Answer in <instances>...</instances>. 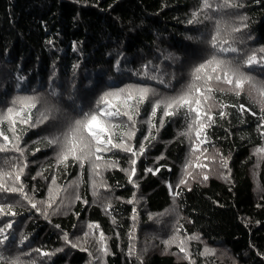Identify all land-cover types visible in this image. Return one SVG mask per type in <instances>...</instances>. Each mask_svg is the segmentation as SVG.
I'll return each mask as SVG.
<instances>
[{
	"label": "trees",
	"instance_id": "16d2710c",
	"mask_svg": "<svg viewBox=\"0 0 264 264\" xmlns=\"http://www.w3.org/2000/svg\"><path fill=\"white\" fill-rule=\"evenodd\" d=\"M239 3L242 8L225 9L216 15L237 26L238 17H247V28L239 37L246 43L240 47L264 46V0H239ZM199 4L200 0H0V107H4L5 98L10 100L17 94V74L27 77L22 85L24 91L19 93L23 95L31 94V88L45 93L49 78L55 72V84L64 99L75 84L77 94L83 97L78 102L86 106L85 110L108 83L119 87L128 83H146L160 93L171 94L157 81L129 76L127 70L138 69L148 60L161 64L160 52L184 57V49L188 46L206 50V44L186 39L203 33L207 40L212 30L211 23L204 26L187 23ZM249 36L254 39L248 40ZM121 56L124 57L121 68L125 70V78L122 82H110L108 77L115 75V61ZM73 65L78 67L74 69ZM163 68L169 73H184L179 82H173L175 88L186 81L188 64L172 67L165 62ZM252 75L264 79L258 73ZM93 85L99 86L85 91ZM223 100L228 104H244L246 111L241 116L238 110L229 108L230 115L223 120L217 114L214 117L216 123L207 130L211 143L202 147H207L209 153L214 148L219 149L225 157H230V173L222 170L218 163H212L209 179L204 183L191 182V191L181 186V196L174 202L168 184L173 186V192L176 191L189 148L187 141L177 139L183 119L166 118L158 135L153 133L156 140L137 159L133 180L139 185L138 189L121 171L129 168L130 154L114 150V153L106 154V158L117 160L119 167L105 172L111 188L100 189L95 202L85 166L84 184L80 187L82 199L75 201L70 208H64L56 215L50 214L45 219L40 212L29 211L30 205L17 206L15 210L22 216L16 217L17 223L10 230L15 232L16 243L6 245L4 254L27 253L22 259L35 260L37 264H97L95 257L100 256L97 239L103 231L109 254L102 258L100 264H139L137 254L143 264H188L176 245L166 249L162 243L173 234V225L179 216L183 217L179 221L182 236H200V240L189 242L196 264H264V155L254 153L255 148L264 145V136L257 128L259 108L246 96L236 98L228 95ZM150 110V106L145 105L137 118L139 130L133 140L136 148L147 135V125L143 122L148 119ZM253 112L257 116H253ZM161 115L162 112L158 111L157 127ZM52 131L41 125L30 129L27 134L22 133L23 143L29 146V167L22 181L29 190L33 186L38 190L37 200L46 199L52 176H56L59 185H64L80 173L76 165L67 170L61 167L59 171L55 167L49 168L55 164L54 150L43 142H33ZM36 148L40 151H35ZM4 155L0 153V158ZM158 157L163 159L158 160ZM201 163L209 162L202 160ZM147 168L154 172L159 168V171L153 175L145 171ZM42 169H48L44 172L48 179L37 177L33 180L32 177ZM195 171L199 175V169ZM222 173L229 175L230 179H224ZM133 193L138 203L127 202L133 198ZM17 198V194H10L8 202L14 203ZM83 200L88 203H83ZM108 200L112 204L111 211L104 208ZM133 208L137 212L135 226ZM172 208L175 211L160 217V222L149 219V214L163 213L165 209ZM90 222L98 223L99 228L92 230L94 235L86 243L82 239L78 241L77 238H83L84 232L88 231ZM20 233L29 237L24 244H19ZM64 233H68L69 239L80 246L73 248L66 243ZM150 235L156 237L154 241ZM130 244L137 254H128ZM146 245L147 252L144 250ZM206 246L214 249V253H205ZM4 247L0 246V249ZM84 247L92 256H89V251L82 250ZM33 249L54 255L44 257Z\"/></svg>",
	"mask_w": 264,
	"mask_h": 264
},
{
	"label": "snow or ice",
	"instance_id": "6c2138e0",
	"mask_svg": "<svg viewBox=\"0 0 264 264\" xmlns=\"http://www.w3.org/2000/svg\"><path fill=\"white\" fill-rule=\"evenodd\" d=\"M242 7L239 0H200L199 6L191 13V19L187 23L201 26L211 23L212 30L207 40L203 33L197 37L187 36L186 39L194 43L206 44V50L188 46L184 49V57L171 52H160L161 64L157 65L148 60L138 69L127 70L129 76L142 77L145 81H157L169 89L171 94L160 93L146 83H128L123 87L108 83L85 110L86 106L78 102L83 97L77 94L75 84L71 86V92L66 100L64 99L63 93L55 84V72L49 78L45 93L31 88V94L23 95L19 93L24 91L22 85L27 81V77L16 75L17 94L12 95L10 100L5 98L4 107H0V138H2L0 153L5 154L3 158H0V224H2L0 246H5L0 249V264H37L35 260L22 259V256L28 255L27 253L4 254L7 251L6 245L16 243L15 232L10 231L17 223L16 217L22 216L15 210L16 207L30 205L29 211L34 209L45 219H48L50 214L56 215L64 208H70L75 201L82 199L80 187L84 184L85 166H87L88 182L94 197L93 202H95L100 196V189L111 188L105 178V172L119 167V162L106 158V154H112L114 150L130 154L129 168H122L121 171L127 174L128 181L138 189L139 185L133 180L136 175L137 159L144 155L147 148L156 140L157 137L153 133L158 135L160 129L164 127L166 118L183 119L184 123L177 133V139L181 142L187 141L189 148L181 168V178L175 186L176 191L173 192V186L168 184L174 202L181 196V186L191 191V182L204 183L209 179L212 163H218L222 170L230 173L228 167L230 157H225L219 149L214 148V145L212 153H209L207 147H202L211 143L207 130L216 123L214 117L217 114L223 120L230 115L227 111L229 108L238 110L241 116L246 111L244 104H228L224 102L223 97L246 96L251 104L257 106L259 108L257 128L261 130L260 135L264 136V79H258L257 76L252 75L255 72L264 76V46L252 49L240 47L246 43L239 37L242 30L247 28L245 22L247 17H238L239 25L237 26L229 24L222 16L216 15L225 9L238 10ZM247 39L254 38L249 36ZM122 59H124L123 56L115 61V75L109 76L108 81L122 82L125 78V70L121 68ZM165 62L170 63L172 67L189 65L187 79L178 89L174 87L173 82H179L184 77V73L166 72L163 68ZM77 67L78 65H73L74 69ZM98 86L93 85L85 91L94 90ZM7 95L5 93V97ZM65 103L67 107L64 106ZM145 105L150 106L151 109L148 119L143 122L147 125L148 132L136 148L133 140L139 130L137 118ZM158 111L162 112V115L159 117L157 127ZM252 115L257 116V113L253 112ZM41 125L54 130L49 135L41 137L39 141L33 142H43L45 146L54 150L55 164L49 165V168L55 167L59 171L61 167L67 170L70 166L76 165L80 168V173L64 185H59L56 176H52L51 184L47 186L46 199L37 200L38 190L34 186L29 190L22 181L29 167L27 158L29 146L23 143L22 133L27 134L30 129L39 128ZM35 151L40 149L36 148ZM254 153L258 156L264 155V145L255 148ZM32 154L35 155V152ZM157 159H163V157ZM202 160L209 163H201ZM195 169H199V175ZM47 170L42 169L32 179L36 180L37 177L48 179L44 177V172ZM145 171L155 175L159 168L155 172L152 168H147ZM222 175L224 179H230L229 175L223 173ZM10 194L18 195L14 203L8 202ZM127 202L138 203L136 194L133 193V198ZM83 203L87 204L88 201L83 200ZM104 208L106 211H111L110 200L106 201ZM174 211L175 209L172 208L165 209L163 213L149 214V219L160 222V217L170 215ZM132 219L135 226L137 219L135 208H133ZM181 219L183 217L178 216L173 225V234L162 243L166 249L176 245L179 253L184 254L183 258L188 261V264H196L189 250V242L200 240V236L199 234L182 236L180 234L182 225L179 223ZM55 227L59 228L60 225ZM98 228V223H88V231L84 232L83 238H77V240L82 239L86 243L87 239L94 235L92 230ZM28 239V235L20 233L19 244H24ZM63 239L73 248L80 246L78 242L69 239L68 233H64ZM97 244L100 256L95 257V260L97 264H100L102 258L109 254L107 238L103 231L99 233ZM82 250L89 251L87 247ZM144 250L147 252V245ZM33 251L44 257L54 255L41 249H33ZM56 251H63V249ZM214 251L207 246L204 250L205 253H214ZM128 254L130 256L137 254L131 244ZM89 256H92L90 251ZM137 259L139 264H143L138 254Z\"/></svg>",
	"mask_w": 264,
	"mask_h": 264
},
{
	"label": "rangeland",
	"instance_id": "374dc122",
	"mask_svg": "<svg viewBox=\"0 0 264 264\" xmlns=\"http://www.w3.org/2000/svg\"><path fill=\"white\" fill-rule=\"evenodd\" d=\"M150 236H151V239L154 241L156 237L154 235H150Z\"/></svg>",
	"mask_w": 264,
	"mask_h": 264
}]
</instances>
